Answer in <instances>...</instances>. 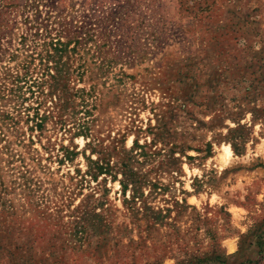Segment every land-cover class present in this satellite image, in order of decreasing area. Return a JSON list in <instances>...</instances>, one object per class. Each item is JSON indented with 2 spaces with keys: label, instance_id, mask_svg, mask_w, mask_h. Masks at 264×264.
<instances>
[{
  "label": "rangeland",
  "instance_id": "1",
  "mask_svg": "<svg viewBox=\"0 0 264 264\" xmlns=\"http://www.w3.org/2000/svg\"><path fill=\"white\" fill-rule=\"evenodd\" d=\"M0 264H264V0H0Z\"/></svg>",
  "mask_w": 264,
  "mask_h": 264
},
{
  "label": "trees",
  "instance_id": "2",
  "mask_svg": "<svg viewBox=\"0 0 264 264\" xmlns=\"http://www.w3.org/2000/svg\"><path fill=\"white\" fill-rule=\"evenodd\" d=\"M53 43L54 44H51L52 45L51 48H53L55 52H57V53L63 52L62 46H64V44L61 42V38L60 37L58 38L56 43L55 42H53ZM124 189H126V188L124 187Z\"/></svg>",
  "mask_w": 264,
  "mask_h": 264
},
{
  "label": "bare ground",
  "instance_id": "3",
  "mask_svg": "<svg viewBox=\"0 0 264 264\" xmlns=\"http://www.w3.org/2000/svg\"><path fill=\"white\" fill-rule=\"evenodd\" d=\"M224 151L226 152V158L227 157L229 158L231 156V154L233 153V150H232L231 146H227V145L224 146ZM225 160H227V159H225Z\"/></svg>",
  "mask_w": 264,
  "mask_h": 264
}]
</instances>
